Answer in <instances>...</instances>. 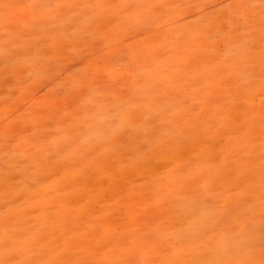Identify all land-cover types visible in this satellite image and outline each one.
Listing matches in <instances>:
<instances>
[{"label": "rangeland", "instance_id": "rangeland-1", "mask_svg": "<svg viewBox=\"0 0 264 264\" xmlns=\"http://www.w3.org/2000/svg\"><path fill=\"white\" fill-rule=\"evenodd\" d=\"M5 2L26 4L45 0H0V3ZM52 2L79 5L154 4L160 6L154 11L159 23L166 27L161 29L150 20L146 22L147 13H138L139 20L129 21L116 10H109L110 14L102 20L93 21L92 27L87 31L83 30L85 26L78 22L64 26L59 25L58 21L55 22L57 27L51 30L55 33V40L41 38L33 41L35 46L30 50L25 48V39H18L16 42L19 45L20 56L31 55L36 58L32 66L25 64L24 70L18 76L6 73L0 58V235L7 219L10 226L17 229V235L21 240L31 237L26 245L28 250L25 249L23 253L18 252L15 257L8 258L64 261L70 260L72 256L71 260L79 264H99V261L101 264H109V261H105L106 254L110 256L111 261L120 264H171L161 260L175 261L180 250L173 249L177 242L175 244L176 240L171 239L170 233L165 230L163 239L173 241L154 253L152 250L150 253V249L135 251L117 249L115 244H119L120 247L124 243L131 245L137 238L147 237L148 234L152 240L157 234L154 231L150 233L148 224L154 222L155 225L158 223L162 227L170 226L168 218L174 216L178 221H174L178 224L173 226V230H177L176 234L191 237L189 235L191 229L185 228L186 223L182 218L187 212L190 215L189 222L198 223L207 210L214 212V219L208 222L205 228L207 235L213 236L217 231L224 229L230 221V216L239 211L243 215L242 222L245 221L253 227L257 225L255 242L259 244L262 225L259 205L261 181L259 160L258 157L253 158L254 166L248 163L249 157L245 153L249 149L238 139L234 127L212 115L218 110L216 105L206 109L203 119L208 120L209 125L197 129L196 138L191 145L193 149L190 147L192 151L189 150L187 153L189 155H185L186 150L182 154L185 157L182 155L173 157V162L165 161L164 158L150 165H143L136 159V142H129L122 148L109 146L110 150L100 149L92 141L91 131L96 128L102 129L111 118L113 114L110 110L111 105L101 108L89 107L81 111L76 126L67 129L70 137L67 140L58 139L64 133L57 131L58 128L64 127L67 120L60 119V110L64 107L66 93L71 85L85 77L106 84L108 89L115 93L114 96L108 97L110 100L119 97L123 101L143 102L149 72L158 76L164 70H179L185 79L190 78L192 74L202 73L213 82L214 99L221 107L228 106L230 101H239L245 95L246 85L242 83L239 75L233 74L240 69L226 67L231 60H225L222 53L227 47L228 38L223 33L217 34L215 29L209 28L208 25L221 3H243L248 0H52ZM73 11L79 13L77 20L82 21L92 10L66 9L64 14L68 15ZM23 18L27 19V16ZM192 36L197 39L186 44L185 41ZM165 37L169 40L178 38L181 51L177 53L163 47L166 43ZM3 41L4 34L0 30V46ZM150 53L162 57L159 71L157 61ZM32 67L36 68L35 72L32 71ZM220 77H223L222 83ZM150 98L153 106H158L167 99L163 95H154ZM260 100L261 97L257 93L251 105L242 103L232 105L233 120L241 124L245 121L246 113L250 115L254 113L255 127L249 132L248 142L257 145L260 138ZM49 113L53 114L47 121L50 131H40L35 140L22 143L18 149L20 153L29 157L35 155L38 163L34 167H26L32 164V160H25L22 155H5L6 133L27 137L28 133L37 130L36 116L38 114L47 116ZM143 147L147 149L149 146L144 144ZM214 151L220 154H215ZM211 156H214L216 161ZM186 157H190L189 160H186ZM220 160L225 163L221 169L215 171L219 175L213 177V170L219 165ZM193 162H196V166ZM229 164L234 166L231 171L228 169ZM172 168H175V171H169ZM6 169L9 173L7 181ZM192 170H200L198 173L202 175H195L192 188L184 189ZM238 170L239 178L236 181L234 177ZM125 173L131 174V180L127 185L123 177ZM197 186L200 192L199 189L193 191ZM110 187L114 190L110 191ZM107 189L111 194L107 193ZM195 192L197 194H194ZM135 195L144 197V203L149 209L148 214L156 209L159 210L156 212L161 214H155L150 220L143 214V220L133 225L130 231L129 227H122L121 220L124 219L122 213L132 212L133 207L128 204L125 206L126 209H120ZM168 195H171V200L173 196L174 201L168 203L167 208L163 207V203ZM69 196L71 199H68ZM234 199H239L238 203ZM64 200L70 201L64 204ZM53 205L60 211L56 228L52 227ZM226 207L229 211L224 215L228 217L224 218L219 209ZM230 213L232 214L229 215ZM110 215L111 219L107 220ZM220 218L225 222H221ZM194 226L198 233L197 224ZM66 237H71L73 243L78 240L79 245L76 242L77 244H74L77 247L73 243V248L71 244L66 246ZM81 239L86 240V243L80 245ZM87 240L95 247L89 245ZM59 245L60 248H57ZM65 249H68L69 253ZM4 258L6 257L3 246L0 245V259Z\"/></svg>", "mask_w": 264, "mask_h": 264}, {"label": "snow or ice", "instance_id": "snow-or-ice-1", "mask_svg": "<svg viewBox=\"0 0 264 264\" xmlns=\"http://www.w3.org/2000/svg\"><path fill=\"white\" fill-rule=\"evenodd\" d=\"M160 7L154 4H130L119 5L108 4H86L57 3L45 0L39 3H0V30L3 31L4 41L0 46V58L4 71L18 76L24 70L25 64L32 66L35 57L31 55L20 56L18 39H25V48L30 50L33 41L41 38L55 40V33L51 30L59 25H69L78 22L85 26L87 31L92 27L93 21L104 19L109 10H116L127 20H139L138 13H147L145 21L157 24L161 29L166 25L159 23L155 9ZM90 9L91 14L84 20L78 21V12H70L65 15L64 10ZM27 16V19L23 17ZM209 28L215 29L216 33H223L228 38L227 47L223 50L225 60L231 63L226 65L235 71L233 74L241 77L245 95L239 101L228 102V106L221 107L214 99L213 82L202 73H195L188 79L179 70H164L158 76L152 72L148 73L146 81L145 99L143 102L123 101L119 97L110 100L114 96L106 84H100L91 78H81L79 82L70 86L64 98V107L60 110V119L67 118L64 127L58 128L63 132L58 139H69L67 129L76 126L81 111L92 107L101 108L111 105L113 114L102 129L96 128L91 131L92 141L102 150H110L109 146L125 147L129 142H136L137 161L147 166L155 161L168 158L180 157L184 151L190 149L196 138V131L200 127H207L209 121L203 119L206 109L216 105L217 111L214 117L229 122L238 133V139L244 142L249 150L245 153L249 157L248 163L255 165L253 158L258 157L260 168V212L262 217L261 238L257 245L250 234L246 224L234 218V223L225 225L224 230L232 232L231 242L222 248H209L212 255L208 258L195 260L172 261L171 264H264V0H248L243 3H221L216 9V15L209 21ZM195 36L190 37L185 43L195 41ZM163 45L169 51L179 53V39L169 40L165 37ZM153 55L157 61V71L160 69V55ZM166 59V57H164ZM132 67V65H130ZM35 72L36 68L32 67ZM223 82V77H220ZM147 89H151L149 92ZM260 100V138L258 145L249 143V132L255 127V116L245 114L243 124L233 120L234 111L232 105L242 103L251 105L256 94ZM163 95L167 97L158 106H153L150 97ZM51 113L47 116L38 114L35 121V132L28 133L27 137H18L15 134L6 133L4 137V148L6 156L22 155L25 160H32V164L26 167H34L38 163L34 154L20 153L18 149L22 143H28L37 138L40 131H50L47 121L52 118ZM166 126V127H165ZM144 144L149 147L145 149ZM258 149V151H257ZM17 150V151H13ZM175 171V168L169 169ZM6 169L5 179H8ZM52 227H57L60 215L59 208L53 205ZM221 215L227 214V209H219ZM31 237L23 240L17 235V229L10 226L5 219L0 235V245L3 246L6 258L0 259V264H79L77 261H33L31 259L17 260L8 258L25 250ZM72 243L71 237L65 238V245Z\"/></svg>", "mask_w": 264, "mask_h": 264}, {"label": "bare ground", "instance_id": "bare-ground-1", "mask_svg": "<svg viewBox=\"0 0 264 264\" xmlns=\"http://www.w3.org/2000/svg\"><path fill=\"white\" fill-rule=\"evenodd\" d=\"M212 146H214L213 144H212ZM192 147V146H191ZM191 149H193V147L191 148ZM191 149H188L187 151H186V154L185 155H187V153L189 152V150H191ZM212 149V148H211ZM215 149V148H214ZM213 149V150H214ZM192 151V150H191ZM215 152V151H214ZM184 153H185V151H184ZM183 153V154H184ZM216 153H218L217 151L215 152V154ZM218 154H220V152L218 153ZM217 154V155H218ZM189 155V154H188ZM187 155V156H188ZM182 156H184V155H182ZM181 156V157H182ZM202 156V155H201ZM215 156V155H214ZM213 156V157H214ZM219 156V155H218ZM185 157V156H184ZM212 157V156H211ZM211 157H208L209 159H211ZM212 157V158H213ZM217 157V156H216ZM176 158V157H175ZM188 158H190V157H188ZM187 157H186V160L188 159ZM218 158V157H217ZM174 158L173 157H168V158H165V161L166 160H170V161H172ZM178 159V158H177ZM185 159V158H184ZM213 159H215V161H216V158H213ZM189 160V159H188ZM194 161V160H193ZM173 162V161H172ZM171 162V163H172ZM192 162V161H191ZM191 162H190V164H191ZM197 162V161H196ZM196 162L194 163V166H196ZM219 162V165L218 166H216L215 167V169L213 170L214 172L212 173V176L213 177H217L218 175H219V173H217V172H215V171H217L218 169H221V166H223L222 164L223 163H225L224 161H222V160H220V161H218ZM178 163V162H177ZM177 163H175V164H177ZM230 163H232V162H230ZM170 164V163H169ZM189 164V165H190ZM234 164V163H233ZM159 165V164H158ZM159 166H161V165H159ZM162 167H164V166H162ZM180 167V166H179ZM232 167H234L233 165H230L229 164V166H228V169H229V171H231V169H232ZM182 168V167H181ZM162 169V168H161ZM179 169V168H178ZM210 169V168H209ZM131 171V170H130ZM129 171V172H130ZM198 171H200V170H192V171H190V173H189V177H188V179L186 180V182H185V187H184V189H188L189 190V188L191 189L192 188V186L194 185V183H193V181H195V175H202V174H200V173H198ZM131 173V172H130ZM130 173H128V174H124V179H125V181H126V185L128 184V181H130L131 180V174L132 175H134L133 174V172L130 174ZM230 173V172H229ZM204 174H206L207 175V173H204ZM231 174V173H230ZM230 174H228L229 176H231ZM237 175L234 177L235 179H236V181L238 180V178H239V170L237 171V173H236ZM233 175V174H232ZM247 176V175H246ZM177 177V176H176ZM204 177V176H203ZM230 178V177H229ZM244 178H245V176H244ZM140 179V178H139ZM219 180H220V178H219ZM218 180V181H219ZM232 180V179H231ZM206 181V180H205ZM205 181H203V182H205ZM240 183L242 184V182L240 181ZM215 184V183H214ZM93 185V184H92ZM189 185V186H188ZM61 186V185H60ZM89 186H91V185H89ZM212 186V185H211ZM59 187V185L56 187V189ZM62 187V186H61ZM63 188V187H62ZM61 188V189H62ZM96 188H98V186L96 187ZM126 188V187H125ZM136 188V187H135ZM15 189H16V187H15ZM55 189V190H56ZM198 189H199V186H197V187H195V189L193 190V191H198ZM234 188H232V190H233ZM250 188H248V190H249ZM91 190H93V189H91ZM96 190V189H95ZM94 190V191H95ZM108 191H107V193L108 194H111L110 193V191L111 190H114L112 187H110V191H109V189H107ZM230 190V189H229ZM20 191V190H19ZM100 192V191H99ZM190 192V191H189ZM192 192V191H191ZM198 192H200V189H199V191ZM258 192V191H257ZM12 193V192H11ZM106 193V194H107ZM112 193H113V191H112ZM103 194V193H102ZM194 194H197V192H195ZM201 195H203V194H201ZM232 194H230V196H231ZM170 196L171 195H168V197H167V200H164V203H163V207H167V205H168V203H170V202H172V201H174V198H173V196H172V200L170 199ZM54 197H56V196H54ZM98 197V196H97ZM96 197V198H97ZM201 197H203V196H201ZM68 198V197H67ZM85 198V197H84ZM83 198V199H84ZM95 198V197H94ZM209 198V197H208ZM231 198L233 199V197L231 196ZM230 197H229V199L230 200H232ZM244 198V197H243ZM68 199H71L70 198V196H69V198ZM249 199V198H248ZM205 200V199H204ZM250 200H252L253 201V199H250ZM65 201V200H64ZM68 202L70 201V200H67ZM67 201H65V202H63L64 204L65 203H67ZM80 201V200H79ZM99 201V200H98ZM188 201V200H187ZM186 201V202H187ZM219 201V200H218ZM217 201V202H218ZM221 201V200H220ZM234 201L236 202V203H238V201H239V199H234ZM93 202V201H92ZM99 202H101V201H99ZM99 202H97L98 204H100ZM231 202V201H230ZM96 203V204H97ZM143 203V205H140V204H142ZM234 203V202H233ZM235 203V204H236ZM76 204V203H75ZM128 204H130V207L132 206L133 208V210H132V212H130V213H128V212H123L122 214H123V216H124V219L123 220H121L122 222H121V225H122V227H129V230H130V228L134 225H136V223H138L140 220H143L142 219V215L143 214H145V216L150 220V218H153V217H155L154 215L155 214H158L156 211H159L158 209H156L155 211L153 210L152 212H150L149 214H148V210L149 209H147V205L144 203V197L141 195V196H133V197H131V199H128V201L123 205V207L120 209V210H122L123 208H125V206L126 205H128ZM245 204V203H244ZM105 205V204H104ZM120 205V204H119ZM118 205V206H119ZM136 205H138V206H136ZM227 205H230V204H227ZM233 205V204H232ZM231 205V206H232ZM260 205V204H259ZM88 206V205H87ZM113 206V205H112ZM115 206V205H114ZM121 206V205H120ZM100 208V207H99ZM101 208H102V206H101ZM168 208V207H167ZM188 208V207H187ZM241 208V207H240ZM243 208V207H242ZM85 209V208H84ZM89 210H90V207L88 208ZM87 209V210H88ZM126 209V208H125ZM151 209V208H150ZM226 209H227V207H226ZM102 210V209H101ZM100 210V211H101ZM152 210V209H151ZM168 210V209H167ZM233 210H235V209H233ZM36 211V210H35ZM86 211V210H85ZM117 211V210H116ZM228 211H229V209H228ZM97 212H99V210H97ZM118 212V211H117ZM141 212H143V213H141ZM234 212V211H233ZM232 212V213H233ZM49 213V212H48ZM120 213V212H119ZM172 213V212H171ZM232 213H230L229 215H231ZM245 213H248V212H245ZM250 213H252V211L250 212ZM114 214V213H113ZM115 214H116V212H115ZM121 214V213H120ZM159 214H161V213H159ZM158 214V215H159ZM168 214V213H167ZM213 214H214V212L212 211V210H207V212H205V213H203V217H201L200 219H199V221H198V223H196L197 224V228H198V233H196V227L194 226V225H196L194 222H189L190 220V215L186 212V214L184 215V217L182 218V220L183 221H185V228H190L191 229V232H190V236L191 237H186V236H184V235H182V234H176V232L175 231H177V230H173V226L174 225H177L178 223H174V221L175 222H178L177 221V219H176V217L174 216V217H169L168 218V222L170 223V226H164V227H162V226H160L157 222V225H155L154 224V222H148L149 224H148V229L150 230V233H152L153 231H154V233L155 234H157V235H155V237H153V242H152V240H151V237H150V235L148 234L147 235V237H142L141 239H139V238H137V241H135L134 243H132L131 245H125V243L123 244V246H121L120 247V245L119 244H115V246H116V248L117 249H126V251H127V249H132L133 251H135V249H139V250H141V249H150L149 251H150V253H151V250H152V253H154V252H157L156 250L157 249H163V247L166 245V244H168L171 240H164L163 239V234H164V231L163 230H165V232H167V233H170V237H171V239H174V240H176L174 243L176 244V242H177V245L173 248V249H179L180 251H179V257L176 259V260H180V261H185V260H195V259H199V258H208V257H210L211 255H212V253H210L209 251H208V249L209 248H222L223 246H226V245H228L230 242H231V238H232V232H230V231H225L223 228L221 229V227L219 228V229H221V230H219V231H217V233L216 234H214L213 236H209V235H207V233H206V231H205V228L207 227V225H208V222H211L213 219H214V216H213ZM253 214V213H252ZM261 215V214H260ZM50 216V215H49ZM153 216V217H152ZM181 216V215H180ZM223 216V215H222ZM241 216L243 217V215H242V212H239V211H237V212H235V213H233L231 216H230V221L229 222H227V220L228 219H226V222H227V225L228 224H231V223H233L234 222V218L236 219V220H239L241 223H243V224H246L247 226H248V228H249V230H250V234H251V236H252V238L256 241V235L255 234H257V232L255 233V228H257V225H255V227H253V226H251V224L249 225V223H247V222H242V219H241ZM247 216V215H246ZM105 217V216H104ZM162 217V216H161ZM182 217V216H181ZM221 217V216H220ZM224 218H227L228 217V215L227 216H223ZM222 217V218H223ZM252 217H254V216H252ZM102 219V218H101ZM105 220L104 221H106L107 222V220H110L111 219V215H110V217L108 216V218H107V220H106V218H104ZM113 220H114V218H112ZM221 219V218H220ZM219 219V220H220ZM253 219V218H252ZM112 220V221H113ZM30 221V220H29ZM102 221V220H101ZM223 221V219H221V222ZM223 222H225V221H223ZM66 222H64V224H65ZM103 223V225H104V222H102ZM110 223V222H109ZM173 223V224H172ZM214 223V222H213ZM216 223V222H215ZM218 223V222H217ZM164 224V223H163ZM257 224H259V222L257 223ZM67 225V224H66ZM215 225V224H214ZM213 225V226H214ZM217 226H218V224H216ZM223 225H224V223H223ZM59 226V225H58ZM106 226V225H105ZM108 226V225H107ZM111 226V225H110ZM133 226V227H134ZM194 226V227H193ZM216 226V227H217ZM137 227H138V225H137ZM140 228V227H139ZM142 228V227H141ZM215 229V228H214ZM213 229V230H214ZM131 231V230H130ZM130 231H128V232H130ZM190 231V230H189ZM258 231V230H257ZM58 232V231H57ZM133 232V231H132ZM259 232V231H258ZM166 233V234H167ZM130 236H131V234H130ZM43 237V236H42ZM41 237V238H42ZM58 237V236H57ZM41 238L39 239V241L41 240ZM44 238H45V235H44ZM44 238L42 239V240H44ZM60 238V237H59ZM129 238V237H128ZM58 239V238H57ZM46 240V239H45ZM58 240H60V239H58ZM85 240V239H84ZM88 240H90V239H88ZM87 240V242H88V244H89V241ZM139 240V241H138ZM80 241V240H79ZM125 241V240H124ZM173 241V240H172ZM171 241V242H172ZM76 242H78V240L77 241H75L74 243H76ZM84 242L86 243V240L85 241H83L82 239H81V241H80V245L83 243L84 244ZM90 242H92V241H90ZM260 242V241H259ZM59 243V242H58ZM72 243H73V240H72ZM71 243V248H73L74 246H73V244ZM35 244V243H34ZM38 243H36V245H37ZM77 244V243H76ZM93 244H95V243H93ZM75 245V244H74ZM77 245H79V242H78V244ZM77 245H75V247H77ZM89 245H91V243L89 244ZM100 245V244H99ZM258 245V244H257ZM92 246V245H91ZM101 246V245H100ZM167 246V245H166ZM69 247V248H70ZM93 247V246H92ZM94 247H95V245H94ZM93 247V248H94ZM57 248H60V245H59V247H57ZM25 249H27V247L25 248ZM46 249V248H45ZM168 249V248H167ZM28 250V249H27ZM66 250V249H65ZM25 252V251H24ZM37 252V251H36ZM66 252H68V249L66 250ZM21 253H23L22 251L20 252V254ZM69 253V252H68ZM67 253V254H68ZM17 256V255H16ZM19 256V255H18ZM37 256V255H36ZM41 256V255H40ZM170 256V255H169ZM14 257H15V255H14ZM70 257V256H69ZM72 257V256H71ZM71 257H70V260H71ZM104 257H106V259H105V261L107 260V261H109L108 263L109 264H120V263H118V262H116V261H111L110 260V256H106V254H105V256ZM41 258H42V256H41ZM83 258V257H82ZM81 258V259H82ZM69 259V258H68ZM84 259H86V258H84ZM104 259V258H103ZM36 260V259H35ZM53 260V259H52ZM89 260H90V257H89ZM175 260V261H176ZM168 262V263H171L172 261L170 260H161V262ZM84 262V261H83ZM82 262V263H83ZM99 264H101V262L99 261Z\"/></svg>", "mask_w": 264, "mask_h": 264}]
</instances>
